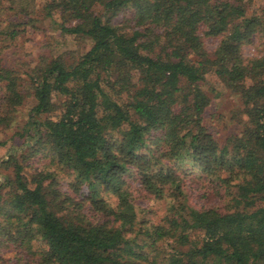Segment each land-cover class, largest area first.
Instances as JSON below:
<instances>
[{
	"label": "trees",
	"instance_id": "1",
	"mask_svg": "<svg viewBox=\"0 0 264 264\" xmlns=\"http://www.w3.org/2000/svg\"><path fill=\"white\" fill-rule=\"evenodd\" d=\"M5 1L0 133L27 98L35 103L17 132L23 140L0 163L9 169H0V259L264 264V48L244 54L256 38L264 46V8L248 15L245 0ZM55 14L62 34L90 47L71 59L43 53L24 78L7 65L6 49ZM210 74L240 100L236 130L206 123Z\"/></svg>",
	"mask_w": 264,
	"mask_h": 264
},
{
	"label": "rangeland",
	"instance_id": "2",
	"mask_svg": "<svg viewBox=\"0 0 264 264\" xmlns=\"http://www.w3.org/2000/svg\"><path fill=\"white\" fill-rule=\"evenodd\" d=\"M5 4V0H1ZM45 0H38V6L41 7ZM247 7V14H261L264 8L262 0H245ZM1 19H5L7 13H4ZM44 17V13H41ZM124 14H120L117 22L122 21ZM55 20L46 19L40 25L38 30L28 29L19 38L10 44L6 49V63L13 66L20 71V74L27 78V72L33 67L40 55L43 53L57 57L63 55L67 59L73 58V55H79L89 49L90 43L77 39L68 34H62L57 26L60 20L59 16L55 14ZM206 44L209 50H212L217 45V40L206 39ZM264 46L261 44L259 38L253 40L252 43L244 46V54L247 57L259 56L263 53ZM212 101L206 110V123L211 126L221 128L223 131L236 130L239 126L240 116L237 110L240 107V100L237 96L232 94L229 90L224 88L222 82L214 74L207 77L205 84ZM35 103L32 97L26 99L25 103L18 107L16 122L10 127L0 133V141H5L6 145H0V163L3 159L7 158L10 153L14 152L15 148L12 146L19 145L21 140L17 132L21 131L28 115L30 107ZM59 112V111H58ZM235 113V115H234ZM57 114V113H56ZM56 114L53 117H56ZM239 115V114H238ZM2 171L8 172L9 169L0 168ZM30 173V169H26ZM2 177H0V180ZM139 204L142 205H159L154 201L148 202L142 197L137 198ZM12 255L11 252L5 253L8 257ZM0 264H7L4 260L0 259ZM10 264V263H8Z\"/></svg>",
	"mask_w": 264,
	"mask_h": 264
}]
</instances>
